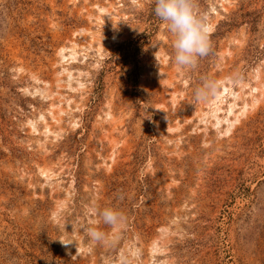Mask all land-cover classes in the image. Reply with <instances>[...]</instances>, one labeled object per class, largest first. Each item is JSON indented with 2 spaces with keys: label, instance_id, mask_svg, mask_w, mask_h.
Masks as SVG:
<instances>
[{
  "label": "rangeland",
  "instance_id": "374dc122",
  "mask_svg": "<svg viewBox=\"0 0 264 264\" xmlns=\"http://www.w3.org/2000/svg\"><path fill=\"white\" fill-rule=\"evenodd\" d=\"M154 8L0 0V264H264V0H197L191 70Z\"/></svg>",
  "mask_w": 264,
  "mask_h": 264
},
{
  "label": "clouds",
  "instance_id": "9594fccd",
  "mask_svg": "<svg viewBox=\"0 0 264 264\" xmlns=\"http://www.w3.org/2000/svg\"><path fill=\"white\" fill-rule=\"evenodd\" d=\"M196 9L197 0H155V15L164 22L168 32L174 38L173 58L178 69H195L199 60L206 57L211 49L204 17L198 15ZM218 87L217 81L207 77L203 78L194 92L196 100L207 101L216 94ZM90 211L94 215H99L104 225L112 228L119 227L126 219L122 211L112 207L99 209L93 205ZM83 230L93 243H104L108 239L107 233L97 227L88 226ZM59 240L65 246L73 243V241ZM79 252L78 247L77 255Z\"/></svg>",
  "mask_w": 264,
  "mask_h": 264
},
{
  "label": "bare ground",
  "instance_id": "6f19581e",
  "mask_svg": "<svg viewBox=\"0 0 264 264\" xmlns=\"http://www.w3.org/2000/svg\"><path fill=\"white\" fill-rule=\"evenodd\" d=\"M63 55V54H62ZM64 57H65V55H63ZM224 88L226 89V90H228V87L227 86H224ZM221 93V92H220ZM220 93L218 92L217 94H218V96L220 95ZM221 108H218L217 110H220ZM233 109H234V104L232 103L231 104V111H233ZM218 117V116H217ZM219 118V117H218ZM234 124V123H233ZM231 127H232V125H231ZM231 129V128H230Z\"/></svg>",
  "mask_w": 264,
  "mask_h": 264
}]
</instances>
